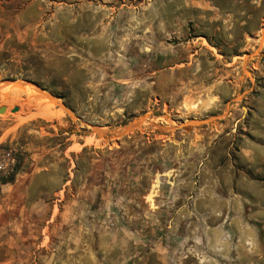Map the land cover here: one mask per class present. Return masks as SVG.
Returning a JSON list of instances; mask_svg holds the SVG:
<instances>
[{"label":"rangeland","instance_id":"rangeland-1","mask_svg":"<svg viewBox=\"0 0 264 264\" xmlns=\"http://www.w3.org/2000/svg\"><path fill=\"white\" fill-rule=\"evenodd\" d=\"M2 105L0 264H264V0H0Z\"/></svg>","mask_w":264,"mask_h":264},{"label":"water","instance_id":"water-1","mask_svg":"<svg viewBox=\"0 0 264 264\" xmlns=\"http://www.w3.org/2000/svg\"><path fill=\"white\" fill-rule=\"evenodd\" d=\"M6 83H12L14 81L12 80H6ZM27 83L33 84L39 88V90L42 91V88L37 85L36 82L34 81H25ZM49 96H51L53 99H56L55 96L51 95L48 93ZM61 105H63L61 103ZM6 107L4 105L0 106V112H5ZM18 107H14L12 111H17ZM142 120V121H141ZM145 122L144 119L142 118H136L133 119L132 121L126 123L125 125L121 126L118 130L112 131V130H105L101 125H93L92 130L93 132L98 136V138L103 139L107 143H112V142H118L120 138H122L124 135L129 134L130 132L134 131L137 129L141 123Z\"/></svg>","mask_w":264,"mask_h":264},{"label":"built area","instance_id":"built-area-1","mask_svg":"<svg viewBox=\"0 0 264 264\" xmlns=\"http://www.w3.org/2000/svg\"><path fill=\"white\" fill-rule=\"evenodd\" d=\"M20 155L17 148H5L0 151V178H6L10 174L15 173Z\"/></svg>","mask_w":264,"mask_h":264},{"label":"bare ground","instance_id":"bare-ground-1","mask_svg":"<svg viewBox=\"0 0 264 264\" xmlns=\"http://www.w3.org/2000/svg\"><path fill=\"white\" fill-rule=\"evenodd\" d=\"M17 81H14V82H12V83H7V84H5V83H2V85L4 84V88L7 90V92L6 93H10L11 94V96H13V95H15L14 96V98L17 96V94H19V93H21V92H24V91H27L28 89H29V85H27V84H24V83H21V82H17ZM5 90V91H6ZM36 91V90H35ZM2 94H5L4 92L2 93ZM25 94V93H24ZM38 94H41V93H38ZM44 93H42V96H44L43 95ZM3 96V95H2ZM8 96H10V95H8ZM45 96H47L46 94H45ZM18 97V96H17ZM12 98V97H11ZM13 98V99H14ZM54 100V99H53ZM52 100V101H53ZM43 101V100H42ZM48 101V100H47ZM57 101V100H56ZM51 102V101H50ZM50 102H48V103H50ZM54 102H55V100H54ZM53 102V103H54ZM52 103V102H51ZM50 103V104H51ZM56 103V102H55ZM54 105V104H53ZM51 107H52V105H50ZM6 107V106H5ZM65 110V109H64ZM67 110V109H66ZM7 111V108L5 109V112ZM52 112V111H51ZM142 119H145V117L144 118H142ZM142 121V120H141ZM199 122V121H198Z\"/></svg>","mask_w":264,"mask_h":264},{"label":"trees","instance_id":"trees-1","mask_svg":"<svg viewBox=\"0 0 264 264\" xmlns=\"http://www.w3.org/2000/svg\"><path fill=\"white\" fill-rule=\"evenodd\" d=\"M20 156V155H19ZM19 156H18V161H19ZM18 164V163H17ZM17 170H18V165H16V170H15V173L17 172ZM15 173H12V174H10L8 177L10 178V177H12ZM8 177H6V178H0V179H7Z\"/></svg>","mask_w":264,"mask_h":264}]
</instances>
